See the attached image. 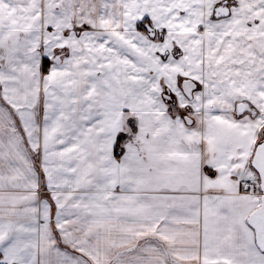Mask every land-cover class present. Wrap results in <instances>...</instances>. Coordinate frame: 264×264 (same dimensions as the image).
<instances>
[{"label": "snow or ice", "instance_id": "snow-or-ice-1", "mask_svg": "<svg viewBox=\"0 0 264 264\" xmlns=\"http://www.w3.org/2000/svg\"><path fill=\"white\" fill-rule=\"evenodd\" d=\"M0 264H264V0H0Z\"/></svg>", "mask_w": 264, "mask_h": 264}]
</instances>
